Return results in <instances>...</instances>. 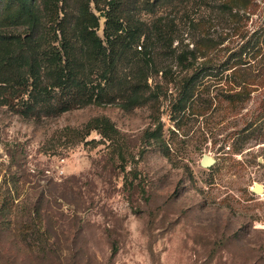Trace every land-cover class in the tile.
<instances>
[{"label": "rangeland", "instance_id": "obj_1", "mask_svg": "<svg viewBox=\"0 0 264 264\" xmlns=\"http://www.w3.org/2000/svg\"><path fill=\"white\" fill-rule=\"evenodd\" d=\"M221 1L142 12L173 45L198 47L187 71L161 60L175 79L149 76L156 100L39 119L0 104V238L12 248L0 264H53L54 250L60 264H264V0L232 1L230 13ZM191 72L201 91L173 110ZM97 115L117 128L112 141L68 132Z\"/></svg>", "mask_w": 264, "mask_h": 264}, {"label": "trees", "instance_id": "obj_2", "mask_svg": "<svg viewBox=\"0 0 264 264\" xmlns=\"http://www.w3.org/2000/svg\"><path fill=\"white\" fill-rule=\"evenodd\" d=\"M172 1L0 0V104L39 119L89 103L129 109L156 100L159 84L152 85L149 76L161 72L175 79L161 60L171 57L179 71H187L197 59L196 45H173L160 16L148 20L142 15ZM232 1L240 0H222L219 11L230 13ZM198 77L191 72L179 78L173 110L197 99ZM157 128L147 134L160 136ZM92 129L111 141L117 134L106 115L91 117L68 132L82 137ZM118 154L123 158L122 151ZM11 250L0 238V255L11 261ZM52 263L60 264L55 250Z\"/></svg>", "mask_w": 264, "mask_h": 264}, {"label": "water", "instance_id": "obj_3", "mask_svg": "<svg viewBox=\"0 0 264 264\" xmlns=\"http://www.w3.org/2000/svg\"><path fill=\"white\" fill-rule=\"evenodd\" d=\"M214 161H215V158L212 155H210L208 153H203L199 162L203 166H209L212 163H214ZM252 190L255 192H261L263 190V186L261 184L255 182L252 186Z\"/></svg>", "mask_w": 264, "mask_h": 264}]
</instances>
